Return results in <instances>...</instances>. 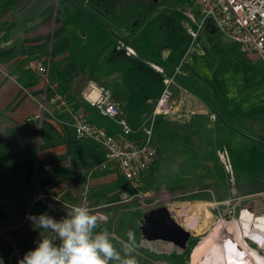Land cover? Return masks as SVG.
Here are the masks:
<instances>
[{"label":"crops","instance_id":"obj_1","mask_svg":"<svg viewBox=\"0 0 264 264\" xmlns=\"http://www.w3.org/2000/svg\"><path fill=\"white\" fill-rule=\"evenodd\" d=\"M162 1L0 0V222L6 220L8 227L21 226L19 211L43 192L78 203L87 187L94 201L110 207L118 191L126 192L124 187L129 193L132 191L116 169L98 168L102 161L100 149L93 141L75 136L66 111H57L50 104L46 110H39L44 87L33 73L27 76L10 73L7 66L13 62L25 63L36 56L48 58L52 77L72 105L85 111L91 122L113 131L116 124L84 102L80 92L89 79L102 83L120 103L130 124L137 126L145 122L163 88L157 96L146 100L152 108L138 113L136 101L141 95L134 90L133 83L124 80L123 72L133 77L136 71L128 58L141 55L151 67L158 65L171 75L176 71L170 85L171 100L177 105L174 111L180 104L192 106L191 101L196 99L189 92L192 89L217 106L222 124L239 135L256 139L247 131L254 125H264V110L256 112L245 107L243 112L235 114L227 109L220 90L209 89L217 83L222 89L227 83L222 81L221 70L213 69L218 78L212 81L205 77L203 69V82H198L194 79V68L182 71L175 64L180 45L179 35L173 29L175 20L182 21L186 31L188 28L196 31L194 39L187 35L192 42L199 30L220 33L213 25L205 28L207 22L201 24L198 11L191 10L185 0ZM221 38L227 58L232 59L233 66H238L239 75L247 72L248 81L261 86L263 76L250 65H257L254 57L244 55L236 44ZM125 46L135 54L124 51V56L120 55ZM258 68L264 73L261 66ZM249 148L248 144L231 148L232 175L236 179H247L253 173L248 167ZM260 246L264 248V241Z\"/></svg>","mask_w":264,"mask_h":264},{"label":"rangeland","instance_id":"obj_2","mask_svg":"<svg viewBox=\"0 0 264 264\" xmlns=\"http://www.w3.org/2000/svg\"><path fill=\"white\" fill-rule=\"evenodd\" d=\"M211 26L207 22L204 27ZM173 29L180 39L174 59L179 70L194 68V79L198 82H203V69L205 77L212 81L218 78L213 69L221 70L222 81L227 83L222 89L218 83L209 86V89L220 90L227 109L235 114L243 112L245 107L256 112L264 110V82L258 86L248 81L247 72L239 75L238 66H233L232 59L227 58L229 56L221 45L220 34H207L199 30L196 40L192 42L182 21L175 20ZM124 51L123 48L120 55L124 56ZM128 59L134 64L136 73L130 77L123 72L124 80L133 83L134 90L141 95L136 101L138 113L148 111L152 106L146 100L157 96L164 87L163 78L171 74L165 69L163 73L155 70L141 55ZM255 63L258 66L250 64L251 67L264 78V73L258 68L261 65L256 60ZM201 84L204 88L208 87ZM189 92L196 96L191 101L192 106L180 104L174 111L177 105L172 99L170 111L155 118L154 142L158 148V157L154 165L143 174L142 187L130 193L124 187L129 193V199L123 200L122 190L118 191L112 197L114 205L110 207L99 205L88 193L89 204L104 207L101 209L108 213V220L102 227H106L112 237L126 240L129 230L135 233L137 247L131 256L137 260V264H206L214 244L221 242L222 235L229 233V225L238 226L237 221L242 227L245 242L264 256V248L260 246L264 237L247 235L249 231L264 225V125H254L247 131L254 138L262 139L263 144H260L222 124L217 106L205 101L200 93L192 89ZM189 92L186 94L189 95ZM237 144H248L251 147L247 159L250 173H253L247 179H236L226 171L218 155V151L227 150L232 164L231 148ZM34 203L35 200L31 201L28 207L19 211L23 220L21 226L8 227L6 220L0 222V259L3 264H19L24 254L34 249L41 238L55 240L51 232L29 219L37 215L33 209ZM162 206L171 210V214L190 232L191 240L185 250L179 251L162 243L148 244L142 240L140 226L145 212ZM46 209L54 219L64 218ZM243 209L246 211L240 214ZM113 243L120 248L116 239H113Z\"/></svg>","mask_w":264,"mask_h":264},{"label":"built area","instance_id":"obj_3","mask_svg":"<svg viewBox=\"0 0 264 264\" xmlns=\"http://www.w3.org/2000/svg\"><path fill=\"white\" fill-rule=\"evenodd\" d=\"M192 10L199 13L200 23L210 22L227 41L236 44L241 53L252 55L264 69V0H185ZM191 39L196 31L187 29ZM121 45H123L121 43ZM127 54H135L129 46H125ZM160 73L163 69L152 65ZM36 80L44 87V93L38 102L39 110H46L50 104L57 110H64L70 116V125L78 138L93 141L101 151L100 169L113 168L124 177L129 188L137 191L142 187V176L150 169L157 157V146L154 143L155 118L171 109L172 91L170 85L174 74L164 77V87L153 102V108L146 116V121L134 126L128 119L119 102L111 96L109 88L95 80L86 81L80 92L81 99L102 117L116 124L113 131L89 120L88 114L76 109L68 95L62 91L56 79L51 75L48 58L32 57L26 62ZM149 102L152 101L149 99ZM219 158L226 171L232 175V164L227 150L218 151ZM123 200H128V193H121ZM53 214L64 218L74 205L85 206L93 214L106 215L103 206H92L88 200V188L82 191L78 203H72L50 193H42L35 199Z\"/></svg>","mask_w":264,"mask_h":264},{"label":"clouds","instance_id":"obj_4","mask_svg":"<svg viewBox=\"0 0 264 264\" xmlns=\"http://www.w3.org/2000/svg\"><path fill=\"white\" fill-rule=\"evenodd\" d=\"M29 219L51 232L55 240L41 238L34 249L24 254L19 264H137L131 256L137 247L135 233L129 230L126 240L112 237L109 230L102 227L108 217L93 214L85 206H72L61 220L47 214L30 216ZM113 239L118 241L119 249ZM0 264H3L2 259Z\"/></svg>","mask_w":264,"mask_h":264},{"label":"bare ground","instance_id":"obj_5","mask_svg":"<svg viewBox=\"0 0 264 264\" xmlns=\"http://www.w3.org/2000/svg\"><path fill=\"white\" fill-rule=\"evenodd\" d=\"M244 211L246 209H243L240 214ZM237 224L239 228L234 224L229 225V233L222 235V241L214 244L213 250L205 262L206 264H264V256L240 238V235L243 238L244 234L238 221ZM247 235L258 238L264 237V225L257 227L256 230L249 231Z\"/></svg>","mask_w":264,"mask_h":264},{"label":"water","instance_id":"obj_6","mask_svg":"<svg viewBox=\"0 0 264 264\" xmlns=\"http://www.w3.org/2000/svg\"><path fill=\"white\" fill-rule=\"evenodd\" d=\"M257 142L262 143L259 139ZM141 238L148 244L162 243L176 245L179 251L184 250L188 237L191 236L170 213L166 207L153 208L144 214V221L140 226ZM174 247V246H173Z\"/></svg>","mask_w":264,"mask_h":264},{"label":"trees","instance_id":"obj_7","mask_svg":"<svg viewBox=\"0 0 264 264\" xmlns=\"http://www.w3.org/2000/svg\"><path fill=\"white\" fill-rule=\"evenodd\" d=\"M26 62L25 63L13 62L7 66V70L10 73H12L14 75H18V76H27L29 74H32V71L26 68ZM220 121H221V119H220ZM221 123H222V121H221ZM5 148H6L7 152H10L8 144L5 145ZM33 206H34V208H33L34 212L38 216L41 214H49V211L41 203L36 202L33 204Z\"/></svg>","mask_w":264,"mask_h":264},{"label":"flooded vegetation","instance_id":"obj_8","mask_svg":"<svg viewBox=\"0 0 264 264\" xmlns=\"http://www.w3.org/2000/svg\"><path fill=\"white\" fill-rule=\"evenodd\" d=\"M238 228H239V226H238ZM239 232H240V229H239ZM239 234H240V233H239ZM240 238L243 239V238L241 237V235H240ZM190 240H191V236L188 237L184 250H185V249L187 248V246L189 245ZM243 240H244V239H243ZM165 245H166V244H165ZM168 246H170V245H168ZM173 246L176 247V245H173Z\"/></svg>","mask_w":264,"mask_h":264}]
</instances>
